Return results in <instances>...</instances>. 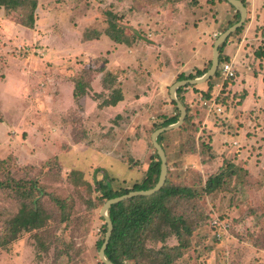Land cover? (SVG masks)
Returning <instances> with one entry per match:
<instances>
[{"label": "rangeland", "instance_id": "1", "mask_svg": "<svg viewBox=\"0 0 264 264\" xmlns=\"http://www.w3.org/2000/svg\"><path fill=\"white\" fill-rule=\"evenodd\" d=\"M171 1L175 0H37L32 29L17 23L25 14L23 10L7 13L0 7V159L6 161L0 168V181L8 178L9 182L0 187V240L8 238L9 221L20 210L17 186L27 190L36 181L46 193L39 198L46 216L43 227L23 230L16 240L0 246V264H101L97 242L104 238L105 230L97 186L101 182L113 190L131 189L142 180L155 152L151 144L154 126L173 108L170 103L167 111L157 113L151 107L143 108L141 101L134 109L139 110L138 116L130 121L129 109L118 107L127 91L130 98L151 91L147 78L167 57V51L162 54L154 39L161 31L160 24L177 22L173 23L175 33L189 35L206 20L207 26L201 30L208 42L204 68L210 62L214 40L236 12L222 1L185 0V5L175 7L179 19L174 21L171 12L158 9L168 8ZM257 2L263 4L245 1L247 22L229 38L232 43L245 42L233 59L234 78L223 80L217 69V75L204 86L206 90L212 85L214 90L220 83L221 89L225 88L204 99L221 111L198 103L209 110L202 114L226 139L219 143L218 154L207 143L209 127L192 133L184 131L186 125L162 139L167 183L197 193L171 201L180 236L172 231L163 241L148 238L146 243L152 250L185 245L172 264H264V170L257 171L264 167V101L251 103L264 92V58L254 54L263 45L257 36L264 25V0ZM110 19L129 39V45L115 43L105 34ZM247 30L251 38L244 34ZM85 35L94 39L84 40ZM199 41L191 38L187 43L198 46ZM111 52L128 57L131 65L113 62L114 87L121 90L122 100L112 105L114 111L96 120L94 113L84 108L86 97L99 108L111 106L105 102L112 101V89L100 92L105 73L101 76L99 71L106 68ZM128 76L133 78L131 88L126 83ZM75 81H88L86 96L73 95ZM236 81L239 88L233 91L231 85ZM95 86H99L97 91ZM195 88L184 90L190 104ZM168 90L165 98L170 100ZM247 90L249 102L237 109ZM134 116L130 114L129 119ZM191 147L192 154L181 153ZM231 167L248 168L245 176H231ZM216 174L222 175L221 186L206 194L203 187ZM55 198L62 201L63 208ZM213 216L231 222L220 239L210 227ZM161 257L147 255L142 264Z\"/></svg>", "mask_w": 264, "mask_h": 264}, {"label": "trees", "instance_id": "2", "mask_svg": "<svg viewBox=\"0 0 264 264\" xmlns=\"http://www.w3.org/2000/svg\"><path fill=\"white\" fill-rule=\"evenodd\" d=\"M214 1V0H211ZM219 1V0H216ZM246 6L245 1L241 0ZM224 2V1H222ZM227 3V2H226ZM228 4V3H227ZM230 5V4H229ZM0 7H2L7 13L23 10L24 16L17 20V23L21 26L32 29L35 23V10L37 8V0H0ZM264 16V15H263ZM239 19V14L236 11L234 14L233 20H230L226 27L222 29L224 31L228 26L234 24ZM246 19V18H245ZM264 21V18H263ZM244 22H247L246 20ZM243 23L239 28H237L234 32L229 34V36L225 39L223 44L219 47V60L218 63L229 62V57L224 56L222 54L223 47L227 43L228 39L232 37V35L237 34L242 31L244 28ZM105 34L115 43H124L126 45L130 44L129 39H127L123 32L119 30L113 20H108V28ZM261 36L263 40V45L259 46L257 50L254 52L255 57L264 58V25L261 27ZM84 40H90L94 38H90L87 35L83 36ZM210 66V62L204 67L202 70H197L193 74L188 75H179L176 80L181 79H190L201 76ZM92 68V67H91ZM95 71V68H94ZM101 76L104 74L102 79V87L104 89H112V95H114L112 101L105 102V105H115L117 102L122 100V92L119 88L114 87V76L112 73V69H103L100 68ZM215 75H217V70ZM211 79V78H210ZM209 79V80H210ZM232 78H228L230 80ZM207 80L205 83H208ZM88 81L83 84L82 82L75 81V86L73 89V95L75 97L86 95V91L88 89ZM196 84H187L185 86L179 87L176 90L177 99L182 103L185 108L186 114L183 123L174 129L164 131L157 136V142L161 145L166 153L164 145H162L163 137L169 133L174 131H180L188 125L184 131H189L192 133H197L199 123L198 119L201 117L202 112H199V109L203 110V108L191 109L187 104L183 101L182 94L187 87L194 88ZM222 89H225L224 87ZM221 89V90H222ZM245 93V92H244ZM98 94V93H97ZM214 94L213 86L209 85L206 90L202 91L201 97L198 99V103L203 101L204 99H211ZM171 103L173 104L174 115L169 117H160L162 120L160 123L154 126L155 129L166 126L168 124L175 123L179 117V111L176 107L175 102L171 99ZM154 129V130H155ZM153 130V131H154ZM189 137V136H188ZM211 137V136H210ZM207 143L210 145L211 138ZM183 143V142H182ZM152 144V143H151ZM193 146V145H192ZM211 146V145H210ZM193 148H195L193 146ZM192 147L189 149H182L181 153L192 154L194 149ZM212 149V148H211ZM166 156V154H165ZM6 161L0 159V168L5 165ZM234 167H231V169ZM168 170V168H167ZM160 171V159L156 152L153 154V158L149 163L146 173L140 182L134 183L131 189H121V190H113L107 183L99 182L97 189L100 192V198L102 200V204L105 200L119 196L127 193L131 190H146L155 185L158 180ZM243 175L245 176L246 170L241 169L240 167H235L233 170L229 171V175ZM244 178V177H243ZM242 180V179H241ZM244 181V179H243ZM222 183V175L216 174L215 176H211L207 179L205 186L203 187V191L206 194H210L220 188ZM8 178L5 181H0V187L8 186ZM18 197L21 199L20 210L16 215H14L10 221L8 226V238H3L0 240V246H5L8 243L16 240L23 230H37L43 227L45 215L43 210L40 208V196L45 195L46 193L43 189L36 185V181L31 183V186L26 190L24 186L18 185ZM38 190L35 192V190ZM197 194L193 191V189L178 186V185H170L167 183L166 179L163 186L159 191L155 192L152 195L144 196L138 195L134 197H130L128 199L122 200L118 203L112 204L107 209V215L112 222V231L107 243V246L104 250V255L106 259L113 262L114 264H125V262L132 261L134 264H142V259L147 255H161V258H157L152 262V264H172L175 262L182 254V249L185 245H177L174 248H169L166 246L161 247L159 250H152L148 248L146 243L149 239H158L163 241L168 234L174 233L177 236H180V232L175 226L178 218L174 216L170 210L172 208V200L175 198H192ZM55 202L59 204L60 208H63L64 205L62 201L55 198ZM102 218V217H101ZM211 218H217L219 221L229 223L230 221L226 218H220L219 216H213ZM103 220V218H102ZM211 220V219H210ZM104 221V220H103ZM104 230L106 231V225L103 224ZM211 227V226H210ZM163 228H168L164 230ZM214 229V227H211ZM228 228V229H229ZM215 230V229H214ZM228 232V230H227ZM227 232L225 234H227ZM224 235V234H223ZM223 235H221L220 239ZM149 238V239H148ZM103 239L98 240L97 245L100 248ZM147 246V247H146ZM98 248V249H99ZM101 264H104L101 262Z\"/></svg>", "mask_w": 264, "mask_h": 264}, {"label": "crops", "instance_id": "3", "mask_svg": "<svg viewBox=\"0 0 264 264\" xmlns=\"http://www.w3.org/2000/svg\"><path fill=\"white\" fill-rule=\"evenodd\" d=\"M245 1H251L252 4H255V3L260 4L261 3V2H257V0H245ZM173 3H175V5H173ZM169 4L171 6H169L166 9L165 8L163 9V7L158 8L160 10V13L167 12V11L169 13L171 12L172 17H173L172 20H174V21L178 20L179 18L177 16H179V15L175 12V7H177L178 5H185V0H181V1L175 0L173 2L171 1ZM261 4H263V3H261ZM259 7H260V5H259ZM247 9H249L248 6H247ZM180 20H182V18H180ZM262 22H263V18H262ZM173 23L177 24V22H172V21H169L167 24H165V23L160 24V27H161L160 30L161 31H160V33H158L154 36V39L156 40L157 45H160V47L162 49V54L166 53V51H167V53H166L167 57L164 60H162L163 61L162 64H159L157 66V68L150 73L151 76L147 78V80L149 81L148 83L151 84V87H152L151 91L148 92V95L141 94L140 97H137V98L134 96L130 98V96H128L129 91H127L125 93L126 97L123 100V103L121 104V106H118V107H121V109H123L124 107H125V109L126 108L129 109V112H128L129 118H130V114L133 113L135 115L131 119L128 118V120H130V121H133V119H135L136 116H138L139 110L134 111V109L137 107L135 105L141 104V101H143V103H144L142 105L143 108L146 106L151 107L152 109H155L156 110L155 112H157V113L159 111H167L168 107L171 103L169 90L167 91V93H168L170 100L165 98L166 97L165 92H166L167 87L169 88L170 85L176 81V78L179 75H181L182 73H184V75H188V74L195 73L197 70L203 69V66H202L203 58H204V56L208 55V49H207L208 42H205L206 40L202 36L201 30L206 28L205 27V26H207L206 20L203 21L202 25L196 26L195 28H197V29L193 30V32H191L189 34L190 36L185 34V31L184 32L182 31L181 33H175L176 30L174 28L175 26ZM248 33H249V30H247V34L244 31V34L246 36L248 35ZM190 37L191 38H199L200 44L198 46H195V44L194 45L188 44L187 42H189V40H191ZM247 37L251 38V34H249ZM258 37L260 38V40L262 39L261 30L259 31L257 38ZM255 39H256V37H255ZM244 46H245L244 39H241V40L236 41L234 43H232L228 39L227 43L223 47L222 54L224 56H230L231 62L233 64V59H235L237 57V55L239 53H241L242 48ZM235 52H236V55H235ZM211 54H212V51H211ZM114 61H116V63H120L122 66L125 64V66H123V67H127V66L131 65L128 57L124 58L123 55H121L120 57H117L115 52H113V53L111 52V54L108 55V61L105 64L106 65L105 70L112 68ZM197 62H199V63L196 64ZM108 63H111L110 67L108 66ZM196 67H198V68H196ZM191 69H195L194 72H191ZM126 83H127V86L129 88L133 87V85H134L133 78L128 76ZM206 85H208V83H206ZM215 85L218 88L214 87L215 92L213 95L218 94L219 91L221 90V86H222V84H220V83L215 84ZM261 85H262L263 90H264V82H261ZM136 86H139V85H136ZM136 86H134V87H136ZM204 86H205V82L202 84H196L195 85L197 90H194L195 92L191 93L193 104H190V102H187V100L184 96L185 93L182 94L184 103L187 104L191 109L194 107L203 108L201 105L198 104V99H199V97H201L202 91L205 90ZM94 88H95V91H97L99 86H95ZM231 88L233 89V91H235V89L239 88L237 81L233 85H231ZM100 89H101L100 92L106 91V89H104L102 87H100ZM187 89H188V87L185 90H187ZM247 91H248V94L245 95L243 102H241V104H239V105H236L237 109L242 108L243 106H245L249 102V100H250L249 96L251 94H250L249 90H247ZM97 93H99V92H97ZM262 93H263V95L262 94L258 95V98L256 100L251 101L252 105H257V104L262 103L264 101V92H262ZM86 98H87L86 99L87 104L85 105L84 108H85V110L89 109V111L94 113L96 120L101 119L99 117H102L103 115L108 114V113H110L116 109V107H113V106H103V107L99 108L98 107L99 105H97V103L95 101H93L91 98H88V97H86ZM201 104H202V102H201ZM219 110H220V108H219ZM203 111L206 114L210 113L209 110H204V108H203ZM199 112H202V110L199 109ZM173 115H174V110L172 108V110L169 111V115L167 117L173 116ZM198 120L201 122L199 123L197 133L201 132V130L204 127H209V129H211V132H209L211 134L210 145L212 146V150H214V154H218L217 150L219 149V143L221 141H223V142L226 141V139L225 140L223 139L224 135L217 133L219 128H217L216 126H214L212 124H209L210 122L207 121V119L205 118V115H201V117ZM263 146L264 145H262L261 149H263ZM244 151L245 150H243L242 154H240L239 157H243V155L245 153ZM216 158H218V157H216ZM247 168L245 167L244 169H247ZM259 169L264 170V167L258 168L257 171ZM248 173L252 174L250 171H248ZM263 174H264V172H263ZM254 191L255 190H253V192Z\"/></svg>", "mask_w": 264, "mask_h": 264}, {"label": "water", "instance_id": "4", "mask_svg": "<svg viewBox=\"0 0 264 264\" xmlns=\"http://www.w3.org/2000/svg\"><path fill=\"white\" fill-rule=\"evenodd\" d=\"M219 1H224L230 4L234 9L238 12L239 14V19L237 22L234 24L228 26L224 31H222L214 40L213 45H212V54H211V59H210V66L209 68L199 77L195 78H190V79H181V80H176L174 83H172L169 87V95L170 98L175 102L176 107L179 111V117L178 120L175 123L168 124L166 126L159 127L155 129L151 133V143L152 146L157 153L159 159H160V171H159V177L155 185L149 189L146 190H131L128 191L125 194L115 196L112 198H109L105 200V202L102 204L100 210H99V215L103 218L104 223L106 225V231L104 235L103 242L98 250V256L99 259L101 260L102 263L104 264H114L113 262L109 261L106 259L104 255V250L107 246L111 231H112V222L110 218L107 215V209L109 208L110 205L118 203L122 200L128 199L130 197L138 196V195H152L155 192L159 191L160 188L163 186L165 179H166V174H167V162H166V156L164 153L163 148L161 145L157 142V136L167 130H171L174 128L179 127L182 122L184 121L185 118V108L182 105V103L176 98V90L179 87L185 86L187 84H200L204 83L207 80H209L211 77H213L216 73V70L218 68V60H219V47L223 44L225 39L234 32L237 28H239L245 21L246 18V7L244 6L243 2L241 0H219Z\"/></svg>", "mask_w": 264, "mask_h": 264}, {"label": "built area", "instance_id": "5", "mask_svg": "<svg viewBox=\"0 0 264 264\" xmlns=\"http://www.w3.org/2000/svg\"><path fill=\"white\" fill-rule=\"evenodd\" d=\"M218 71L223 80H227L228 78H234L235 70L233 68L232 62H222L218 64ZM203 105L207 106L208 109H211L214 106V103H209L206 100L202 101ZM217 111H219L218 107H215ZM210 226L214 227L216 232V238H219L221 235L225 234L229 228V223L219 221L217 218H211Z\"/></svg>", "mask_w": 264, "mask_h": 264}]
</instances>
